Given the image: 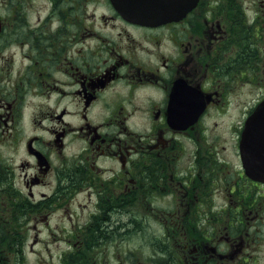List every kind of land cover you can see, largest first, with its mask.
<instances>
[{
    "label": "flooded vegetation",
    "instance_id": "obj_1",
    "mask_svg": "<svg viewBox=\"0 0 264 264\" xmlns=\"http://www.w3.org/2000/svg\"><path fill=\"white\" fill-rule=\"evenodd\" d=\"M260 50L264 0H199L157 27L110 0H0V264H25L30 233L45 243L55 217L70 224L49 232L69 245L59 264H114L102 248L140 235L149 213L168 264L259 260L249 216L264 183L230 173L203 123L251 99L260 71L240 137L264 99Z\"/></svg>",
    "mask_w": 264,
    "mask_h": 264
},
{
    "label": "rangeland",
    "instance_id": "obj_2",
    "mask_svg": "<svg viewBox=\"0 0 264 264\" xmlns=\"http://www.w3.org/2000/svg\"><path fill=\"white\" fill-rule=\"evenodd\" d=\"M89 8H92V6H88V9ZM93 9H95L96 12H109L105 6L99 9L93 5ZM260 55L264 56L263 51L260 52ZM254 78L257 79H254V84L256 85L253 86L251 99H249L248 96H246L247 99H244L243 95H237V98L230 99L226 113L222 112L219 115H213L209 119L206 118L203 123V125L209 127V130L204 131V139L208 140L211 146L216 148L214 151H216L217 155L227 162L228 171L230 173H232L233 170H237L240 166L236 146L239 140V127L244 118V109L260 95V92H262L260 71L254 73ZM192 149L193 144L189 143L188 150L190 151ZM232 180L236 179L232 176ZM218 183V181L215 183L216 186ZM221 187H223L222 184ZM253 215L254 214L250 215L249 218L261 222L258 225V230L255 228L253 229V234L257 231L258 234L256 236L264 238V208L259 215ZM52 222V229L45 230L44 234L41 235L46 241L45 243H32V233H30V240L25 249V264H59L61 254L69 250V245L67 243L51 242L48 239V237H51L49 232L54 234L59 232V230L56 229L58 225L69 229L70 224L68 220L59 221V218L55 217ZM158 227L159 225L154 223L152 214L149 213L140 235L138 234L136 237L132 236L126 239L122 244L113 246L107 245L102 248L101 252L103 251L105 253L106 262H108V258L111 257L116 260V262L112 261L114 264L120 262L121 264H127L125 258L130 256L129 259L126 258V260L129 261L128 264H168V259L157 254L159 252L157 246H159V244L165 246L161 244L162 238L156 239L160 237V233L162 232ZM259 252L262 253L261 257H259V260L251 262V264H264V245ZM122 255H124L123 258L121 257Z\"/></svg>",
    "mask_w": 264,
    "mask_h": 264
},
{
    "label": "water",
    "instance_id": "obj_3",
    "mask_svg": "<svg viewBox=\"0 0 264 264\" xmlns=\"http://www.w3.org/2000/svg\"><path fill=\"white\" fill-rule=\"evenodd\" d=\"M198 0H110L115 12L128 23L156 27L179 21ZM202 108L190 116L195 121ZM197 114V115H196ZM239 157L245 175L264 183V100L244 123L239 141Z\"/></svg>",
    "mask_w": 264,
    "mask_h": 264
},
{
    "label": "trees",
    "instance_id": "obj_4",
    "mask_svg": "<svg viewBox=\"0 0 264 264\" xmlns=\"http://www.w3.org/2000/svg\"><path fill=\"white\" fill-rule=\"evenodd\" d=\"M77 264H79L78 261H76ZM61 264H74L73 261H71L68 257L64 258Z\"/></svg>",
    "mask_w": 264,
    "mask_h": 264
}]
</instances>
